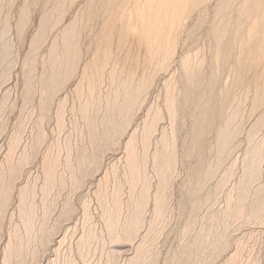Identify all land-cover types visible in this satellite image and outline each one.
Here are the masks:
<instances>
[{"label": "rangeland", "instance_id": "1", "mask_svg": "<svg viewBox=\"0 0 264 264\" xmlns=\"http://www.w3.org/2000/svg\"><path fill=\"white\" fill-rule=\"evenodd\" d=\"M0 264H264V0H0Z\"/></svg>", "mask_w": 264, "mask_h": 264}, {"label": "bare ground", "instance_id": "2", "mask_svg": "<svg viewBox=\"0 0 264 264\" xmlns=\"http://www.w3.org/2000/svg\"><path fill=\"white\" fill-rule=\"evenodd\" d=\"M149 1H150V0H149ZM133 6H134V5H133ZM142 7H143V6H142ZM130 17H131V16H130ZM258 20H259V19H258ZM67 34H68V33H67ZM71 34H72V33H71ZM72 36H73V35H72ZM67 39H68V38H67ZM64 41H65V40H64ZM67 41H68V40H67ZM167 41H168V40H167ZM64 43H65V42H64ZM71 43H72V42H71ZM67 45H68V44H66V46H67ZM239 45H240V44H239ZM67 47H68V46H67ZM65 48H66V47H65ZM54 50H55V48H54ZM66 51H67V50H66ZM69 51H70V50H69ZM54 53H55V52H54ZM66 54H68V53H66ZM69 54H70V53H69ZM62 55H63V54H62ZM69 56H70V55H69ZM189 56H190V55H189ZM57 57H58V56H57ZM68 58H69V57H68ZM167 58H168V57H167ZM172 58H173V57H172ZM185 58H186V57H185ZM57 59H58V58H57ZM66 59H67V58H66ZM184 60H185V59H184ZM51 61H52V60H51ZM53 61H54V60H53ZM56 61H57V60H56ZM60 61H61V60H60ZM69 61H70V60H69ZM182 61H183V60H182ZM190 61H191V60H190ZM61 62H62V61H61ZM64 62H65V61H64ZM187 62H189V57H187V59L185 60V64H186V65L188 64ZM66 63H67V61H66ZM52 64H53V63H52ZM60 64H61V63H60ZM103 64H104V63H103ZM190 64H191V63H190ZM62 65H63V64H62ZM65 65H66V64H65ZM161 65H162V64H161ZM183 65H184V64H183ZM50 66H51V65H50ZM53 66H56V65H53ZM188 66H189V65H188ZM188 66H185V67H188ZM58 67H59V66H58ZM61 67H62V66H60V68H61ZM49 68H50V67H49ZM67 68H68V67H67ZM85 68H86V67H85ZM102 68H104V67H102ZM116 68H117V67H116ZM52 69H53V67H52ZM54 69H56V68H54ZM58 69H59V68H58ZM185 69H186V68H185ZM50 70H51V69H50ZM67 70H68V69H67ZM189 70H193V69H189ZM53 71H54V70H53ZM57 71H58V70H57ZM57 71H56V72H57ZM60 71H61V69H60ZM62 71H63V73H64V70H62ZM70 71H71V70H70ZM103 72H104V71H103ZM114 72H115V71H114ZM185 72H186V71H185ZM191 72H192V71H191ZM85 73H86V71H85ZM85 73H84V74H85ZM189 73H190V72H189ZM55 74H56V73H55ZM64 74H65V73H64ZM185 74H187V73H185ZM190 74H191V73H190ZM53 75H54V74H53ZM60 76H61V73H60ZM91 76H92V75H91ZM52 77H53V76H52ZM58 77H59V76H58ZM102 78H103V77H102ZM51 79H52V78H51ZM59 79H60V78H59ZM86 79H87V78H86ZM100 79H101V78H100ZM83 80H84V79H83ZM52 81H53V80H52ZM52 81H51V82H52ZM54 81H55V80H54ZM55 82H56V81H55ZM89 82H90V81H89ZM91 82H92V81H91ZM56 85H57V84H56ZM62 85H63V84H62ZM88 85H89V84H88ZM49 86H50V85H49ZM129 86H130V85H129ZM131 86H132V85H131ZM100 87H101V86H100ZM141 87H142V86H141ZM51 88H52V87H51ZM54 88H55V87H54ZM54 88H53V89H54ZM58 88H59V87H58ZM92 89H93V88H92ZM99 89H100V88H99ZM121 89H123V88H121ZM128 89H130V88H128ZM88 90H90V89H88ZM50 91H51V89H50ZM137 91H138V90H137ZM92 92H94V91H92ZM122 92H123V91H122ZM122 92H121V94H122ZM138 92L141 93V91H138ZM134 93H135V92H134ZM136 93H137V92H136ZM99 94H100V93H99ZM129 94H130V93H129ZM90 95H91V93H90ZM117 95H118V93H117ZM117 95H116V96H117ZM124 96L126 97L125 93H124ZM127 96H128V95H127ZM137 96H138V93H137ZM140 96H141V95H140ZM167 96H168V95H167ZM130 97H131V96H130ZM169 97H170V96H169ZM89 98H90V97H89ZM122 98H123V97H122ZM126 98H127V97H126ZM137 98H138V97H137ZM131 99H132V98H131ZM167 99H168V98H167ZM45 100H46V99H45ZM93 100H94V99H93ZM125 100H126V99H125ZM114 101H115V100H114ZM114 101H113V102H114ZM117 101H118V100H117ZM123 101H124V98H123ZM128 101H129V100H128ZM132 101H133V100H132ZM129 102H130V101H129ZM129 102H128V103H129ZM168 102H169V101H168ZM172 102H173V101H172ZM116 103H117V102H116ZM133 103H134V101H133ZM93 104H94V102H93ZM169 104H170V103H169ZM173 104H174V103H171V106H172ZM85 105H86V104H85ZM114 105H115V102H114ZM122 105H123V104H122ZM119 106H120V105H119ZM128 106H129V105H128ZM131 106H132V105H131ZM134 106H135V104H134ZM166 106H167V105H166ZM87 108H88V107H87ZM108 108H109V107H108ZM113 109H114V108H113ZM168 109H170V111H172V110H174V106H173V108L169 106ZM129 110H130V108H129ZM81 111H82V110H81ZM87 111H88V110H87ZM113 111H114V110H113ZM122 111H123V110H122ZM174 111H175V110H174ZM110 112H111V111H110ZM124 112H125V110H124ZM130 112H131V111H130ZM169 113H173V112H169ZM157 115H160V114H157ZM173 116H174V115H173ZM126 117H127V116H126ZM128 118H129V116H128ZM171 118H172V117H171ZM85 119H86V117H85ZM151 119H152V118H151ZM154 119H155V117H154ZM157 119H158V116H157ZM172 119H174V118H172ZM233 119H234V118H233ZM88 121H89V120H88ZM92 121H93V120H92ZM127 121H128V120H127ZM228 121H229V120H228ZM155 122H156V120H155ZM229 123H230V122H229ZM229 123H228V124H229ZM102 124H103V123H102ZM126 124H127V123H126ZM154 124H155V123H154ZM101 126H102V125H101ZM127 126H128V125H127ZM150 126H151V125H150ZM229 126H230V125H229ZM120 127H121V126H120ZM92 128H93V127H92ZM123 128H124V127H123ZM127 128H128V127H127ZM155 128H157V127H155V126L153 125V126L150 127V129H149V127H148L146 131H149V132H147V133H149V135H150L151 131H153ZM90 129H91V128H90ZM95 129H96V128H95ZM225 130H226V129H225ZM124 131H125V130H124ZM226 131H227V130H226ZM145 133H146V132H145ZM147 133H146V135H147ZM224 133H225V132H224ZM224 133H223V134H224ZM103 134H104V132H103ZM220 134H221V133H220ZM146 135L144 134V137H145V138H146ZM149 135H148V136H149ZM133 136H134V135H133ZM255 136H256V135H255ZM94 137H95V136H94ZM150 137H151V135H150ZM226 137H227V136H226ZM226 137H225V138H226ZM91 138H92V137H91ZM111 138H112V137H111ZM145 138H144V139H145ZM219 138H220V137H219ZM222 138H223V136H222ZM226 139H227V138H226ZM143 141H144V140H142V142H143ZM128 142H129V141H128ZM130 142H131V141H130ZM130 142H129V143H130ZM147 142H148V141H147ZM224 142H225V141H224ZM129 143H128V144H129ZM128 144H127V146L129 147V145L131 146L132 142H131V144H129V145H128ZM132 146H133V145H132ZM224 146H226V145H224ZM259 147H260V146H259ZM259 147H257V148H259ZM261 147H262V146H261ZM129 149H130V147H129ZM131 149H132V148H131ZM131 149H130V150H131ZM259 149H260V148H259ZM255 150H256V152H257V149H255ZM128 151H129V150H128ZM131 151H132V150H131ZM254 153H255V152H254ZM131 154H133V153H131ZM131 154H130V156H132ZM134 154H135V152H134ZM252 155H254V154L252 153ZM128 157H129V156H128ZM251 157H252V156H251ZM253 157H254V156H253ZM253 157H252V158H253ZM130 158H131V157H130ZM127 160H128V159H127ZM172 160H173V159H172ZM251 160H252V159H251ZM161 161H164V160H161ZM130 162H131V161H130ZM132 162H133V161H132ZM170 163H171L170 160H166V161L164 162V165H163V167L161 168L163 172H164V171H169V169H170V167H171L170 165L172 164V163H171V164H170ZM133 164H134V163H133ZM161 165H162V164H161ZM254 165H255V164H254ZM159 167H160V166H159ZM128 168H129V167H128ZM138 169H139V168H138ZM249 170H250V169H249ZM251 170H252V167H251ZM131 171H132V170H131ZM170 171H171V169H170ZM256 171H257V170H256ZM256 171H255V172H256ZM250 172H252V171H250ZM257 172H258V171H257ZM165 173H167V172H165ZM137 174H138V173H137ZM254 174H256V173H254ZM257 174H258V173H257ZM130 175H131V174H130ZM160 175H161V174H160ZM165 175H166V174H164V176H165ZM137 178H138V177H137ZM164 179H165V178H164ZM134 180H136V179H134ZM168 180H169V179H168ZM253 180H254V179H253ZM132 181H133V180H132ZM163 181H164V180H163ZM133 184H134V183H133ZM244 188H245V187H244ZM245 190H246V189H245ZM24 197H25V196H24ZM143 197H144V196H143ZM239 198H240V197H239ZM157 199H158V198H157ZM241 199H242V198H241ZM140 200H141V199H140ZM241 201H242V200H241ZM142 202H143V201H142ZM3 204H4V203H3ZM238 206H239V205H238ZM256 207H257V206H256ZM258 207H259V206H258ZM258 207H257V209H258V211H259V208H261V206H260L259 208H258ZM262 207H263V206H262ZM252 209H253V208H252ZM241 210H242V208H241ZM140 211H141V210H140ZM258 211H256V212H258ZM262 211H263V210H262ZM137 212H138V211H137ZM254 212H255V211H254ZM254 212H253V213H254ZM260 212H261V211H260ZM159 213H160V211H159ZM238 213H239V212H238ZM136 214H137V213H136ZM138 214H139V213H138ZM140 214H141V212H140ZM254 214H255V213H254ZM134 216H135V215H134ZM137 216H138V217H137ZM137 216L135 217V219L132 218V219L134 220V221L132 220V221H133L132 224L130 223L131 221L129 222L130 227H129V225H128V226L126 225L127 227L130 228V229H129V228H126L127 230L129 229L128 231H130L131 228L134 229V228H136V227L139 225V223H140V222H139L140 219H139V221H138V218H140V215H137ZM131 217H132V216H131ZM254 217H255V216H254ZM110 223H111V222H110ZM115 223H116V222H115ZM126 224H127V223H126ZM112 226H114V225H112ZM138 227H139V226H138ZM138 227H137V228H138ZM139 228H140V227H139ZM115 231H116V230H115ZM124 231H125V229H124ZM133 231L135 232L136 230H132L131 233H133ZM149 231H150V230H149ZM125 232H126V231H125ZM125 232H124V234H125ZM137 232H138V231H137ZM110 233H112V232H110ZM131 233H130V234H131ZM126 235H128V234L126 233ZM133 235H134V234H133ZM128 238H129V236H128ZM131 238H132V236H131ZM131 238H130V239H131ZM135 239H136V238H135ZM82 240H83V239H82ZM132 240H133V239H132ZM10 248H11V247H10ZM7 249H8V248H7ZM9 253H10V252H9ZM10 254H11V253H10ZM138 254H139V253H138ZM8 255H9V254H8ZM139 257H140V255H139ZM133 259H134V258H133ZM133 259H132V260H133ZM139 259H140V258H139ZM4 262H5V261H4ZM4 262H3V263H4Z\"/></svg>", "mask_w": 264, "mask_h": 264}]
</instances>
